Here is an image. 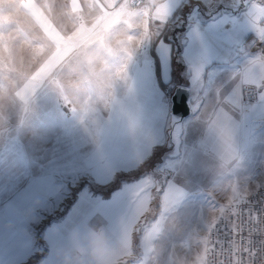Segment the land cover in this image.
I'll return each instance as SVG.
<instances>
[{"label":"clouds","instance_id":"clouds-1","mask_svg":"<svg viewBox=\"0 0 264 264\" xmlns=\"http://www.w3.org/2000/svg\"><path fill=\"white\" fill-rule=\"evenodd\" d=\"M244 3L254 31L264 30V0ZM168 0H2L0 2V134L10 116L17 124L31 115L41 94L53 98L73 117L75 125L94 135L120 105L122 89L117 73L155 42L171 16ZM260 39V38H259ZM233 96L201 109L211 154L224 169L240 165L231 116L221 105L237 100L243 90H257L264 99V53L250 58L230 77ZM147 181L129 193L127 219L118 234L85 226L69 234L68 246L58 264H144L159 251L158 234L164 221L154 214L152 190ZM246 196L233 181L225 191L223 207L234 206ZM166 206L162 205V209ZM143 229L139 260L131 242ZM179 264H208L205 251L181 258Z\"/></svg>","mask_w":264,"mask_h":264},{"label":"rangeland","instance_id":"rangeland-1","mask_svg":"<svg viewBox=\"0 0 264 264\" xmlns=\"http://www.w3.org/2000/svg\"><path fill=\"white\" fill-rule=\"evenodd\" d=\"M96 131L88 135L75 125L68 110L51 94H41L37 98L24 123L18 125L17 118L10 116L7 130L0 134V264H9L6 261L11 253L22 245L20 239L32 244L33 256L44 255L47 248L39 264H58L57 254L68 246L72 231L88 226L115 235L124 227L128 201L122 202L115 194L104 199L87 192L85 187L77 193L76 200L80 192H86V198L95 207L89 208L85 200L76 201L69 215L77 220L66 227L63 226L65 222H56L46 233L44 229L45 248L38 246L36 241V233L42 226L75 196L79 182L91 181L79 178L82 171L74 166L72 153L84 142L89 148L97 137ZM195 142L167 151L158 172L149 175L148 183L155 185L152 200L154 191L161 186L157 194L158 211L149 222L159 216L166 227L158 234L159 251L144 264H179L181 258L203 251L209 225L224 208L227 185L234 181L241 190L246 189L247 194L264 180V148L260 165L254 169L252 165L245 167L242 172V165L221 168L213 156ZM130 191L126 189L120 193L129 195ZM162 205L166 207L162 209ZM80 207L82 211L74 214ZM153 207H156L154 203ZM142 237L143 229H140L137 260L141 255ZM19 262L14 264L23 263Z\"/></svg>","mask_w":264,"mask_h":264},{"label":"crops","instance_id":"crops-1","mask_svg":"<svg viewBox=\"0 0 264 264\" xmlns=\"http://www.w3.org/2000/svg\"><path fill=\"white\" fill-rule=\"evenodd\" d=\"M179 6L191 7L185 18L182 14L175 18L176 23H187L180 54L183 64L180 82L175 84L172 80L171 49L169 43L162 38V32L155 42L135 57L127 54L130 62L122 65L117 73L124 85L121 95L122 110L118 105L107 120H101L96 131L97 137L89 148L84 142L72 153L74 166L82 171L78 174L79 178H90L91 181H80L84 185L75 192L74 200L66 212L51 219L40 233H36L38 246L45 248L44 229L46 233L56 222H65L63 226L66 227L77 220L69 215V209L76 201L85 200L89 208L95 207L86 198V192H80V197L76 200L77 193L85 187L87 192L104 199L115 194L122 202L128 201L129 195L120 192L136 189L148 182L151 172L134 180H122L108 194L95 192L90 189V185L105 189L112 184L116 175L137 170L150 158L154 149L163 151L155 172H158L167 151H174L176 146L191 145L193 141L219 163L210 152L206 126L198 118V114L201 109L215 104L218 99H235V81L230 77L250 58L264 53V41L257 37L249 22L244 3L234 5V0H168L166 10L172 16ZM222 19L228 21L227 33L218 29ZM197 69L200 70V78L198 84H194L193 77ZM176 85L186 87L189 92V114L181 121H175L170 115L171 93L167 88H174ZM237 103L238 108L231 102L221 106L232 118L236 147L244 172L245 167L247 169L252 165L251 169H254L261 162V151L264 148V99L260 98L257 91L255 102L243 103L240 96ZM69 154L71 155V151ZM79 211H82L81 207L74 214L78 215ZM19 242H22L21 247L18 243L19 250L11 253L6 263L14 264L20 260L19 263L24 264L31 259L28 257L34 253L32 244L29 245L26 239H20ZM131 242L133 244V235ZM135 248L137 249V244ZM15 249L18 248L13 250ZM46 253L47 248L35 264H39Z\"/></svg>","mask_w":264,"mask_h":264},{"label":"built area","instance_id":"built-area-1","mask_svg":"<svg viewBox=\"0 0 264 264\" xmlns=\"http://www.w3.org/2000/svg\"><path fill=\"white\" fill-rule=\"evenodd\" d=\"M256 100L257 90L242 91L241 102ZM203 251L208 264H264V180L239 203L218 212Z\"/></svg>","mask_w":264,"mask_h":264},{"label":"trees","instance_id":"trees-1","mask_svg":"<svg viewBox=\"0 0 264 264\" xmlns=\"http://www.w3.org/2000/svg\"><path fill=\"white\" fill-rule=\"evenodd\" d=\"M191 10V7H187V6H179L174 13L171 16V20L170 23L165 26V28L163 29L161 36L162 38L169 43L170 45V49H171V77L172 80L175 82V84H178L180 82L181 79V71H182V62H181V49H182V45H183V34L184 31L186 29L187 23L186 21H182V22H175V18L177 17L178 14H182L184 16V18L187 16V13ZM263 47H264V43H262ZM163 152V151H162ZM161 151H158L157 149H154L152 155L150 156V158L148 160H146L142 165H140V167L135 170L132 171L130 173L127 174H121V175H116L112 184L108 185L105 189H100L98 187H95L93 185H90V189H92L95 192H103V193H109L110 191L114 190L115 188L118 187L119 183L124 180V181H130V180H134L136 178H138L139 176H141L142 174H145L147 172H155V167L157 166V164L161 161V157H162V153ZM84 185V182L80 183L77 188L75 189V192L77 190H79L82 186ZM161 190V186L160 189L158 191H154L153 193V203L156 205L155 209H154V214L150 217V219H154L156 212L158 211V196L157 194H159ZM158 192V193H157ZM74 200V197L70 198L65 205L62 207V209L60 210L59 214L53 218H50L46 224H48L49 221H51V219H55L57 217L62 216L66 210L69 208V206L72 204ZM44 224V226L46 225ZM39 230L40 231L43 229V227ZM138 234L139 231L135 232L133 234V245L135 246L138 242ZM43 255H35L33 256L31 259H29L26 263L24 264H35ZM132 261H129V263H131Z\"/></svg>","mask_w":264,"mask_h":264},{"label":"water","instance_id":"water-1","mask_svg":"<svg viewBox=\"0 0 264 264\" xmlns=\"http://www.w3.org/2000/svg\"><path fill=\"white\" fill-rule=\"evenodd\" d=\"M188 89L184 86H175L171 96L170 115L175 121H181L189 114Z\"/></svg>","mask_w":264,"mask_h":264},{"label":"snow or ice","instance_id":"snow-or-ice-1","mask_svg":"<svg viewBox=\"0 0 264 264\" xmlns=\"http://www.w3.org/2000/svg\"><path fill=\"white\" fill-rule=\"evenodd\" d=\"M218 29H219V31H221L223 33H227L229 31L227 19H222L219 22ZM258 36H259L260 40L264 41V30H258ZM199 78H200V70L197 69L195 71V75L193 77L194 84H198Z\"/></svg>","mask_w":264,"mask_h":264},{"label":"bare ground","instance_id":"bare-ground-1","mask_svg":"<svg viewBox=\"0 0 264 264\" xmlns=\"http://www.w3.org/2000/svg\"><path fill=\"white\" fill-rule=\"evenodd\" d=\"M21 194V193H20ZM23 204V203H22Z\"/></svg>","mask_w":264,"mask_h":264}]
</instances>
